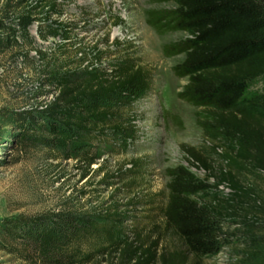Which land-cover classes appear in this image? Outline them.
<instances>
[{"label": "trees", "instance_id": "obj_1", "mask_svg": "<svg viewBox=\"0 0 264 264\" xmlns=\"http://www.w3.org/2000/svg\"><path fill=\"white\" fill-rule=\"evenodd\" d=\"M59 1L64 0H20L17 7L27 5L18 16L21 37L29 38L33 12L59 16ZM167 1L173 9L150 17L148 23L158 33L184 35L166 47L165 54L183 56L173 68L176 77L187 79L179 98L203 110L200 125L222 145H214L222 162L216 182L210 186L209 179L202 181L182 167L170 171L162 230L172 234L181 249L157 252L158 239L148 245L141 235L130 236L127 209L136 200L117 202L120 189L113 180H119V174L106 171L105 160L95 170L92 166L101 160L96 142L108 137V131L127 133L130 95L147 90L146 77L128 63L103 71L97 64L105 51L97 44L87 53L76 51L78 67L64 61L44 73L46 86L56 96L40 110L19 114L18 142L49 150L54 160L72 159L84 179L95 174L102 177L100 184L115 189L100 205L20 220L11 236L28 247L37 264H188V257L198 264L228 245L227 220L240 224L237 231L243 237L235 247V264H264V200L245 182L264 178V93L249 95L252 85L264 80V0ZM6 16L0 17V54L13 48L11 37L18 44ZM49 34L63 44L72 42L71 29L62 21L53 22ZM187 152L193 164L213 170L196 149ZM223 185L230 188L229 195L205 199L210 187Z\"/></svg>", "mask_w": 264, "mask_h": 264}, {"label": "rangeland", "instance_id": "obj_2", "mask_svg": "<svg viewBox=\"0 0 264 264\" xmlns=\"http://www.w3.org/2000/svg\"><path fill=\"white\" fill-rule=\"evenodd\" d=\"M19 1L0 0V17L7 15L6 25L16 30L18 42L15 44L11 37L13 48L0 54V264H37L28 247L11 236L20 220L100 205L109 201L115 187L120 189L116 201L121 205L136 200L135 206L126 208L130 236L133 232L141 235L148 245L158 239L157 252L181 249L178 240L162 230L170 171L182 167L214 185V175H219L217 171L222 167L214 145H222L207 136L200 125L203 110L179 98L187 79L176 77L173 68L183 56L169 57L165 49L182 39L183 33H158L148 23L150 17L171 11L173 4L167 0L59 1V16L48 18L42 11L33 12L35 22L25 39L17 24L27 5L19 8ZM57 20L71 29V43L63 44L61 38L50 36L49 28ZM95 44L105 51L97 64L103 71L128 63L143 70L148 85L145 92L130 95L127 133L108 131V137L95 144L101 160L92 169L107 161L106 171L119 174V180H113V189L100 184L101 176L94 178L91 174L84 179L83 171L72 159L54 160L49 150L24 147L17 136L19 114L40 110L56 96L53 88L46 86L47 69L64 61L78 67L76 51L87 53ZM257 93H264V80L253 84L249 95ZM192 148L207 160L211 172L193 164L187 152ZM218 153H222L221 148ZM245 182L264 200V178H247ZM84 192L89 193L86 198L82 197ZM208 192L205 199L229 195L231 190L223 185L218 189L212 186ZM239 227L234 220L225 221L228 234L224 239L228 245L198 264H235V247L243 238L237 231ZM194 261L187 258L188 264Z\"/></svg>", "mask_w": 264, "mask_h": 264}]
</instances>
